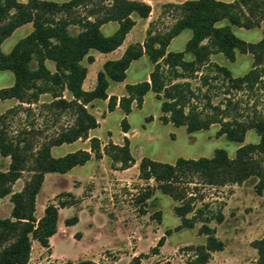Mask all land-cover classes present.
<instances>
[{"label":"trees","instance_id":"obj_1","mask_svg":"<svg viewBox=\"0 0 264 264\" xmlns=\"http://www.w3.org/2000/svg\"><path fill=\"white\" fill-rule=\"evenodd\" d=\"M168 6L179 12L176 23L167 32L150 33L143 45H130L120 59L106 62L97 75L96 88L85 91L83 83L88 70L83 61L87 59L88 63L94 62V57L90 55L92 50L107 54L120 48L136 25L132 15L148 18L151 6L130 0H71L65 3L0 0V71H11L15 77L12 86L0 89V101H18L16 107L0 114V157L10 159L6 169L0 166V200L10 197L13 204L11 216L0 218V264H28L35 241L50 251V240L58 232L60 210L80 203L73 194L63 192L46 205L44 215L38 219L37 197L47 174H66L89 162L92 154L96 159H102L105 154L111 156L122 163L123 170L136 163L127 137L123 145L110 143L104 151L96 137L90 140V152L79 150L56 158L51 150L89 138V132L97 129L99 122L88 107L96 100L109 99L108 110L114 111L117 98H109L110 82H124L131 64L144 55L154 64V69L149 81L126 86L128 96L122 97L120 101V108L126 116L131 113L134 102L137 108H142L146 94L153 92L161 102L163 115L160 119L164 124L185 127L190 134L209 130L218 124V136H225L241 146L234 157H230L225 150L217 149L213 157L178 158L174 164L143 157L139 164L140 178L147 182L153 180L156 186L148 185L139 193L137 203L140 211L145 213L146 202L154 196L156 188L180 202L174 208L176 215L182 219L176 230L191 229L195 227L196 221L187 216L193 211L194 199L187 196V189L182 185L193 183L191 180L195 177L203 185L220 187L241 185L256 177L258 193L264 189V163L259 159L264 155V119L253 117L243 120L242 116L232 115L230 111L233 104L230 99L222 108L212 105L210 97L204 94L206 107L197 105V91L202 92V88L210 86L212 79L217 81L222 78L228 86L227 95L231 91L253 89L261 80L264 71L259 68L264 65V40L246 42L233 33L232 27L247 30L260 28L264 2L184 0L181 4ZM223 21H227L228 25L220 26L219 23ZM110 22H117L119 28L113 35L105 36L101 27ZM29 23L33 24V32L5 54L1 48L5 40ZM71 26L79 27L80 32L72 34ZM185 30H190L192 37L184 51L169 52L172 40ZM219 53L231 62L236 61L237 53L251 54L254 57L253 68L244 76L234 77L228 68L211 64V56ZM186 54H191L193 60H187ZM47 61L55 64V71L49 69ZM207 66L213 67L218 75L211 78L203 75V68ZM198 74H201L200 86L195 90L190 80L197 78ZM45 94H50L52 98L44 105L45 108L50 109L55 116L70 111L75 116L74 122L43 142L37 139L42 131L36 130L34 124L17 133L12 132L10 120L24 110V106L31 108L38 104ZM206 108L211 112L207 113ZM121 127L124 133L129 132L126 117ZM251 130L257 133L259 142L244 144ZM25 173L30 174L29 179L22 190L15 191V184ZM65 196L70 200L63 201ZM155 215L161 221V212ZM219 221H222V217ZM78 222L79 217L75 215L65 220V225L74 226ZM171 233V230H167L166 235ZM200 233L207 236L206 244L198 247L200 264H206L212 252L224 249V243L216 237V230L208 225H204ZM165 240V236L162 237L153 251L157 253ZM252 247L258 254L255 264H264V237L254 241ZM143 256L135 257L132 264H138ZM50 264L97 263L78 260Z\"/></svg>","mask_w":264,"mask_h":264},{"label":"rangeland","instance_id":"obj_2","mask_svg":"<svg viewBox=\"0 0 264 264\" xmlns=\"http://www.w3.org/2000/svg\"><path fill=\"white\" fill-rule=\"evenodd\" d=\"M23 2V0H19ZM65 2L67 0H48ZM264 2V0H259ZM28 2V0H26ZM25 2V3H26ZM82 9L80 12L82 13ZM178 11L173 7L164 5L160 9L157 21L151 24V31L159 30L167 32L178 17ZM263 20L258 29L247 30L232 27L233 33L240 39L257 43L264 40V8L262 9ZM220 26L228 25L227 21L219 23ZM72 27V26H71ZM76 34L78 29H71ZM27 30L22 29L9 37L4 43L2 50L5 54L11 52L16 43L25 38ZM190 30L184 31L170 47L171 52L184 51L186 43L191 38ZM189 37V38H188ZM191 54H186L187 60H193ZM211 64H218L231 71L232 76L241 77L247 74L254 65V57L251 54L237 53L235 62L229 61L223 54H215ZM54 67V63H50ZM98 62L92 70L98 68ZM152 68V62L145 57L136 61L128 72V83L136 84L146 80L147 73ZM264 71V65L259 68ZM203 75L214 77L218 75L213 67L203 68ZM190 80L196 90L200 86V79ZM15 77L11 71H0V89L14 84ZM117 83L112 82L111 91H115ZM228 86L219 80H210V86L197 91L198 106L206 107L204 94L211 99L212 105L225 107L228 99L232 100L230 113L242 116L248 120L253 117L264 119V72L261 80L253 89L241 91H226ZM40 102L29 108L19 111L11 120L12 132L17 133L27 126L34 124L36 130L42 131L38 135L39 142L45 138L53 137L61 128L67 127L74 122L75 116L67 111L55 116L53 112L45 108L52 98L50 94L42 95ZM0 101V114L16 107L18 103ZM195 103V102H194ZM99 107L89 106L91 113L100 120L106 109H103L102 101H98ZM134 107V108H133ZM133 111L128 115L127 122L131 126L130 149L133 157H148L153 160L174 164L178 158L198 159L201 157H213L217 149L225 150L230 157H234L238 143L228 140L225 136H218L220 125H213L209 130L196 133H188L185 127H176L172 124L165 125L160 120L162 114L161 102L155 98L152 92L145 97V104L137 108V103L132 105ZM207 113L211 110L206 108ZM125 113L117 109L107 112L105 120L95 135L104 142L122 144L124 140L122 121ZM152 117V120H148ZM259 136L254 130L247 133L244 144H256ZM108 144L104 150L108 149ZM124 144V143H123ZM73 146V150L76 149ZM71 149V150H72ZM110 150V149H109ZM65 152L61 149L54 151L55 156ZM116 153V152H115ZM99 165L96 173L85 181L84 199L80 200L77 208L70 207L60 211V226L57 235L51 240V250L42 248L39 244L32 250L28 264H49L51 262L63 263L66 261L92 260L97 264H132L133 259L144 255L138 264H200L201 256L198 247L207 242V236L201 234L204 225L216 230V237L224 243L222 251L211 253L206 264H255L258 254L252 247V243L264 237V189L258 193L256 185L258 179L253 177L241 185L209 186L203 185L195 177L191 184L186 187L187 196L193 197V211L188 218L196 221L194 228L176 230L181 225L174 208L180 202L164 195L154 188V196L146 202L145 213L140 211L137 203L139 193L148 185L155 187V181L147 182L140 178L139 166H132L130 170L122 169V163L113 160L111 156ZM259 159L264 163V155ZM10 163L9 158L0 157V166L6 169ZM95 162L90 163L84 171L94 167ZM30 174L25 173L14 186L15 191L23 189ZM60 185L69 188V179L62 176ZM56 196L49 193V184L38 197V212L41 213L43 204L52 202ZM69 201V197L62 198ZM13 204L10 197L0 201V218H9ZM94 209L101 211H93ZM87 210V211H82ZM161 212V221L155 215ZM37 215V214H36ZM77 215L79 223L74 226H66L65 220ZM222 217V221L219 218ZM171 230L170 235H166ZM165 236V243L158 252L157 247L160 239Z\"/></svg>","mask_w":264,"mask_h":264},{"label":"crops","instance_id":"obj_3","mask_svg":"<svg viewBox=\"0 0 264 264\" xmlns=\"http://www.w3.org/2000/svg\"><path fill=\"white\" fill-rule=\"evenodd\" d=\"M41 1H48V0H41ZM69 1H71V0H67V1H65V2H69ZM130 1H137V2H144V3H146V4H148V5H150L151 6V13H150V15H149V17L148 18H140V17H138L137 15H135V14H133L132 15V18L136 21V25L133 27V29L129 32V34L126 36V39H125V41H124V43H123V45L120 47V48H118L117 50H115L114 52H111V53H107V54H103V53H100V52H98V51H96V50H92L91 52H90V55L92 56V57H94V62L93 63H88V61H87V59H85L84 61H83V65L85 66V67H87V70H88V73H87V77H86V79L84 80V83H83V89L85 90V91H92V90H94L95 88H96V86H97V75H98V73L101 71V70H103V66H104V64L106 63V62H108V61H114V60H118V59H120L123 55H124V53H125V51H126V49L130 46V45H134V44H138V43H140V44H144V42L146 41V39L149 37V34L150 33H152V34H155V33H157V32H155V31H151V24H153L155 21H157L158 19H159V16H160V9L164 6V5H168V4H181V3H183L184 2V0H130ZM221 1H224V2H228V3H232V2H234L235 0H221ZM23 2L25 3L26 2V0H23ZM50 2H54V1H50ZM65 2H55V3H65ZM174 23H173V25L176 23V20H174L173 21ZM172 25V26H173ZM73 28H76V29H78V31H77V33H79L80 32V29H79V27H77V26H72ZM72 27H70V31H71V29H72ZM118 28H119V24L117 23V22H110V23H107V24H104L102 27H101V30H102V32H103V34L105 35V36H111V35H113L117 30H118ZM22 29H25V30H27V32H26V36L25 37H27L29 34H31L32 32H33V30H34V27H33V24L32 23H29V24H26V25H24V26H22V27H20V28H18L13 34H15L16 32H18L19 30H22ZM169 30V29H168ZM167 30V31H168ZM186 31V30H185ZM158 32H161L160 30L158 31ZM184 32V31H183ZM182 32V33H183ZM71 33H72V31H71ZM76 33V34H77ZM164 33V32H163ZM181 33V34H182ZM73 34V33H72ZM180 34V35H181ZM179 35V36H180ZM179 36H177L176 38H178ZM192 37V36H191ZM176 38H174L173 40H172V42H171V44L169 45V47H168V51L169 52H171L170 51V47H171V45H172V43L176 40ZM189 38V37H188ZM190 40V39H189ZM188 40V41H189ZM6 41V40H5ZM17 44V43H16ZM15 44V45H16ZM15 45H14V47H15ZM3 47V44H2V46H1V48ZM13 47V48H14ZM12 48V49H13ZM3 51V50H2ZM182 52V51H181ZM145 57H147L148 58V56H146V55H144L143 57H141L140 59H143V58H145ZM212 58H214V55H212L211 56V62H212ZM138 61V60H137ZM52 61H47V66L49 67V69L51 70V71H55V64H54V67H51V65H50V63H51ZM100 63V66L98 67V68H96V69H94V70H92L93 69V67H95V65L97 64V63ZM136 61H134L132 64H131V66H130V68L128 69V71H127V74H128V72L130 71V69H131V67H132V65L135 63ZM53 63V62H52ZM153 69H154V64L152 63V68H151V70L147 73V76H146V80L145 81H149V79H150V74H151V72L153 71ZM112 82L113 81H111L110 82V85H109V89H108V95H109V98L110 97H112V96H114V97H116L117 98V106H116V108H115V110H117V109H120V110H122L121 108H120V101H121V98L122 97H126V96H128V94H127V91H126V86L127 85H135V84H130V83H128V75H127V78L125 79V81L124 82H120V83H117V82H115V83H117L118 84V86L116 87V89H115V91H111L110 89H111V84H112ZM138 83H141V82H138ZM138 83H136V84H138ZM150 93V92H149ZM153 93V92H152ZM148 94V93H147ZM147 94H146V96H147ZM154 94V93H153ZM65 95L67 96V93H65ZM145 96V97H146ZM154 96H155V94H154ZM156 98V97H155ZM5 101H10V100H5ZM13 101L14 102H12L9 106H8V108H11L12 106H13V104H15V103H18V101H16V100H14L13 99ZM98 101H102V104H103V109H106L105 110V112L103 113V114H101L102 115V118L103 119H99L95 114V117L97 118V120H98V122H99V127L97 128V129H95V130H91L90 132H89V138L88 139H86V140H82V139H80V140H78V141H76V142H74V143H71V144H63V145H61V146H56V147H53L52 148V150H51V153H52V155L54 156V157H56L55 156V154H54V151L56 150V149H61V150H64L65 152H63L62 154H59V156H57L56 158H58V157H63V156H66V155H68V154H71V153H74V152H77V151H79V150H85V151H89L90 152V140H91V138H94V137H96V138H98L96 135H95V132L100 128V126H101V124H102V121H104L105 119V117H106V115H107V112H109V110H108V104H109V99H107V100H96V101H94L93 103H92V105L93 106H95L96 108H98L99 107V105H98ZM144 104H145V98H144V102H143V105H142V107L144 106ZM91 105V106H92ZM134 108V107H133ZM133 108H132V111H133ZM114 110V111H115ZM123 111V110H122ZM131 111V112H132ZM113 112V111H112ZM124 112V111H123ZM163 115V113L161 114V116ZM161 116H160V118H161ZM128 116H126V118H127ZM149 119H153L152 117H149L148 118V120ZM161 120V119H160ZM162 122V121H161ZM129 124V123H128ZM168 124H172V123H168ZM168 124H165V125H168ZM173 125V124H172ZM129 127H130V130H131V126H130V124H129ZM212 127V126H211ZM130 130H129V132L128 133H124L123 132V136H124V138L125 137H127L128 139H129V141H130V137H129V135H130ZM99 140H100V142H101V149H102V151H104V148H105V146L108 144V141H106V142H104L102 139H100V138H98ZM123 143H124V140H123ZM123 143L121 144H116V143H114V144H116V145H123ZM73 146H76L77 148L76 149H72L73 148ZM72 149V150H71ZM132 152V151H131ZM143 157H140L139 159H135V161H136V163H135V167L136 166H139V164H140V161H141V159H142ZM151 159V158H150ZM106 160V156L105 155H103V158L102 159H96L95 157H94V154H92V159L89 161V162H87L85 165H83V166H77V167H75V168H73L70 172H68V173H66V174H58V173H53V174H47L46 176H45V181H44V184H43V187H42V189H41V192L44 190V188L46 187V185H48L49 184V193L50 194H52V195H54V196H58L59 194H61V193H63V192H67V193H71V194H73L77 199H79V200H83L84 199V192H85V181L87 180V179H89V178H91L95 173H96V171H97V169L99 168V165L100 164H102L104 161ZM153 160V159H152ZM93 162H95V164H94V167L93 168H91V169H89V170H86V171H84V168H86V166L88 165V164H90V163H93ZM128 170H130V168L129 169H127L126 171H128ZM62 176H65V178H68L69 179V184H68V187L69 188H64L63 186H61L59 183H60V179H63V177ZM245 183V182H244ZM243 183V184H244ZM40 192V193H41ZM40 195V194H39ZM39 197V196H38ZM38 197H37V203H38ZM2 200H4V199H2ZM2 200H0V201H2ZM45 207H46V204H43V206H42V211H41V213L40 212H38V204H37V209H36V216H37V218L38 219H40L43 215H44V210H45ZM74 208H77L76 206H73ZM70 208V207H69ZM65 209V208H64ZM63 209H61L60 211H62ZM11 211H12V209H11ZM82 211H87V210H82ZM93 211H101L100 209H98V210H96V209H94ZM79 223V222H78ZM59 226H60V219H59V223H58V230H59ZM70 227V226H69ZM58 233V232H57ZM57 235V234H56ZM55 235V236H56ZM55 236H53L52 238H54ZM52 238H51V240H52ZM51 240H50V245H51ZM37 244H39L37 241H35L34 243H33V249H34V247H36L37 246ZM40 245V244H39ZM41 246V245H40ZM42 247V246H41ZM43 248V247H42ZM45 249V248H44ZM51 263H54V262H51ZM50 264V263H49Z\"/></svg>","mask_w":264,"mask_h":264}]
</instances>
